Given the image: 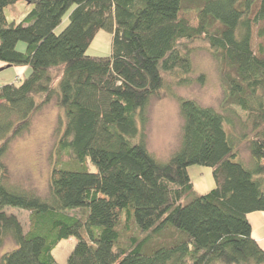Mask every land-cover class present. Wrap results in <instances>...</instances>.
I'll list each match as a JSON object with an SVG mask.
<instances>
[{
	"label": "trees",
	"instance_id": "trees-1",
	"mask_svg": "<svg viewBox=\"0 0 264 264\" xmlns=\"http://www.w3.org/2000/svg\"><path fill=\"white\" fill-rule=\"evenodd\" d=\"M20 1L30 11L8 24L4 10ZM255 26L263 38L264 0H0L2 70L28 68L0 86V153L55 101L64 115L58 151L69 158L53 163L45 197L0 180V248L15 244L0 264H58L52 251L71 238L66 264H264L247 220L264 212V46L253 49ZM100 31L111 36L110 55L87 56ZM196 40L217 63L222 98L216 108L178 101L180 142L160 161L146 147L147 108L164 75L190 82L186 48ZM194 166L212 170L206 194L193 193ZM7 208L29 213L26 232Z\"/></svg>",
	"mask_w": 264,
	"mask_h": 264
},
{
	"label": "rangeland",
	"instance_id": "rangeland-1",
	"mask_svg": "<svg viewBox=\"0 0 264 264\" xmlns=\"http://www.w3.org/2000/svg\"><path fill=\"white\" fill-rule=\"evenodd\" d=\"M30 9L31 6L24 1L6 8L4 10L6 22L8 24L20 23ZM183 17L189 23L195 24L194 12H188ZM67 23L66 16L56 33L59 34ZM257 30L258 26H255L252 40L255 51L258 45L264 46V37L258 38ZM24 48L23 43H19L17 46L19 51H23ZM186 49H189L192 66L191 73L186 77L190 82L180 84L176 75H164V88L158 95L151 98L147 108L148 119L144 128L146 147L160 161H166L178 148L180 142L182 119L179 114L178 101L180 99H192L204 106L216 108L222 98L221 73L217 63L207 51L204 42L196 40L187 43ZM110 52L111 36L100 31L86 51V55L104 57L109 56ZM201 75L205 78L203 85L196 81ZM20 79V75H15L14 67L0 70V86L17 83ZM63 127L64 115L56 106L55 101H51L35 112L28 129L22 135L12 139L6 149L0 153V180L8 187L45 197L48 193V181L53 163L68 162L69 160L65 153L58 151V139ZM239 152L240 158L247 163L249 161L247 150L241 147ZM202 169L209 170L204 167ZM91 170L94 171L92 166ZM6 212L19 219L25 232L28 230V212L12 208H7ZM71 214L82 216L83 211H73ZM75 244V238L62 240L52 251L55 261L58 264H66ZM14 247L13 241L10 238L6 239L0 248V260L5 253L12 251Z\"/></svg>",
	"mask_w": 264,
	"mask_h": 264
},
{
	"label": "crops",
	"instance_id": "crops-1",
	"mask_svg": "<svg viewBox=\"0 0 264 264\" xmlns=\"http://www.w3.org/2000/svg\"><path fill=\"white\" fill-rule=\"evenodd\" d=\"M2 67H4V64L0 62V70H2ZM14 69L15 75H20L21 79L28 74V68L26 67H14ZM195 167L197 166L190 167L188 169V173L193 185V192H196H194L195 195L206 194L214 187V181L212 179V170L209 168H207L209 170H203L202 167ZM210 175L211 178L209 179ZM247 220L251 227V238L264 251V212L250 213L247 215Z\"/></svg>",
	"mask_w": 264,
	"mask_h": 264
},
{
	"label": "water",
	"instance_id": "water-1",
	"mask_svg": "<svg viewBox=\"0 0 264 264\" xmlns=\"http://www.w3.org/2000/svg\"><path fill=\"white\" fill-rule=\"evenodd\" d=\"M8 67V66H7Z\"/></svg>",
	"mask_w": 264,
	"mask_h": 264
}]
</instances>
